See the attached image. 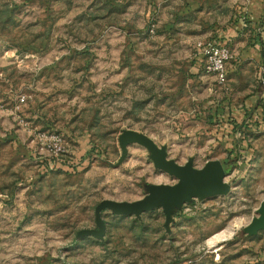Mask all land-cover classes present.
<instances>
[{
    "label": "rangeland",
    "instance_id": "rangeland-1",
    "mask_svg": "<svg viewBox=\"0 0 264 264\" xmlns=\"http://www.w3.org/2000/svg\"><path fill=\"white\" fill-rule=\"evenodd\" d=\"M248 1L0 0V264H264V231H243L264 201V99L227 35ZM204 41L228 43L236 77L218 82ZM126 131L180 165L220 160L230 192L174 206L168 228L161 207L105 209L87 234L102 201L178 181ZM47 132L66 151L50 170Z\"/></svg>",
    "mask_w": 264,
    "mask_h": 264
},
{
    "label": "water",
    "instance_id": "water-1",
    "mask_svg": "<svg viewBox=\"0 0 264 264\" xmlns=\"http://www.w3.org/2000/svg\"><path fill=\"white\" fill-rule=\"evenodd\" d=\"M123 144H140L152 154L156 168L175 177L178 181L174 185L159 184L150 186L148 194L134 202H119L104 200L96 207V221L99 230L87 231V234L102 238L105 233V222L101 213L105 209L121 216L141 217L142 214L163 208L166 216V227L172 221V208L181 206L192 198L202 196L211 198L225 195L230 192L231 186L226 182V172L220 160L208 161L204 167L196 168L192 160L180 165L168 158L166 147H159L152 139L135 131H126L121 136ZM258 216L243 229L249 236L264 231V201L257 209Z\"/></svg>",
    "mask_w": 264,
    "mask_h": 264
},
{
    "label": "crops",
    "instance_id": "crops-1",
    "mask_svg": "<svg viewBox=\"0 0 264 264\" xmlns=\"http://www.w3.org/2000/svg\"><path fill=\"white\" fill-rule=\"evenodd\" d=\"M248 2V23L247 25L244 24L246 29L231 27L228 29L227 35L232 38L233 41L231 40V42L235 44L234 57L236 63L241 65L244 63L247 67L252 66L255 69L254 76L259 84V95L264 99V84L262 83V80H264V0H249ZM237 67L239 65L232 69L229 68L230 78L237 76L235 74L238 73ZM242 88L246 89L248 86ZM249 90H251V87ZM251 92L253 93V90ZM256 97V95L251 96V99L254 100ZM36 140L34 139L33 142H36ZM41 150L40 154H44L45 150Z\"/></svg>",
    "mask_w": 264,
    "mask_h": 264
},
{
    "label": "built area",
    "instance_id": "built-area-1",
    "mask_svg": "<svg viewBox=\"0 0 264 264\" xmlns=\"http://www.w3.org/2000/svg\"><path fill=\"white\" fill-rule=\"evenodd\" d=\"M198 51L208 64V69L215 75L218 82L223 84L228 80V63L232 59L233 54L225 41H204L199 42ZM264 84V80H262ZM38 142L41 144L42 149L47 153L45 160L42 164L45 170L55 169L60 167L64 162L63 154L65 151V141L63 135L59 133H41L37 137Z\"/></svg>",
    "mask_w": 264,
    "mask_h": 264
},
{
    "label": "bare ground",
    "instance_id": "bare-ground-1",
    "mask_svg": "<svg viewBox=\"0 0 264 264\" xmlns=\"http://www.w3.org/2000/svg\"><path fill=\"white\" fill-rule=\"evenodd\" d=\"M225 236L226 235H224V236H221V237H219V238H217L219 241H220V239H223V238H225ZM217 242V241H216Z\"/></svg>",
    "mask_w": 264,
    "mask_h": 264
}]
</instances>
